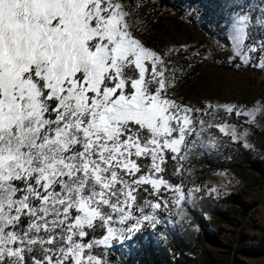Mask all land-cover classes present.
Listing matches in <instances>:
<instances>
[{
    "label": "snow or ice",
    "instance_id": "snow-or-ice-1",
    "mask_svg": "<svg viewBox=\"0 0 264 264\" xmlns=\"http://www.w3.org/2000/svg\"><path fill=\"white\" fill-rule=\"evenodd\" d=\"M243 8L224 30L247 63L264 58V0L255 18ZM131 16L124 0H0V264H112L117 243L147 244L156 213L194 195L162 174L204 109L171 98L181 49H149Z\"/></svg>",
    "mask_w": 264,
    "mask_h": 264
},
{
    "label": "rangeland",
    "instance_id": "rangeland-1",
    "mask_svg": "<svg viewBox=\"0 0 264 264\" xmlns=\"http://www.w3.org/2000/svg\"><path fill=\"white\" fill-rule=\"evenodd\" d=\"M233 1L214 0L209 4L206 0H190L188 4L178 5L174 0L168 7L167 2L161 4L160 0H124L132 11L130 20L138 29L136 35L149 49L161 54L169 48L181 49V54L173 55L169 65L176 70L175 87L169 89V95L179 104L204 109L203 113L196 114L198 121H206L203 129L210 132L215 129L220 134L210 139V146L222 147L228 155L243 149L261 164L260 171L246 164L206 173L198 168L200 172L195 175L198 184L182 187L185 193H194L187 199L198 195L200 199L221 204L219 215H205L210 240L201 238L199 241L198 228L190 230L194 239L196 237L186 252L190 264H264V254L256 249L264 229V114L260 111L264 105V58L258 53H249V62H242L233 55L235 41L230 31L224 30L232 9L247 10L243 8V1H247L255 18L259 15L260 0ZM195 9H200L202 15ZM176 15L174 24L172 20ZM261 34L262 30L255 25L252 36ZM181 46H187V51ZM168 75L171 77V73ZM224 106L254 113L255 119L230 115ZM222 124L229 126V132L234 126L237 132L246 135L234 141L215 127ZM199 128L197 122L196 131ZM231 195L236 197L233 203L221 202ZM166 197L171 200L172 192ZM177 209L175 204H170L156 214L161 221L164 215L171 216Z\"/></svg>",
    "mask_w": 264,
    "mask_h": 264
},
{
    "label": "trees",
    "instance_id": "trees-1",
    "mask_svg": "<svg viewBox=\"0 0 264 264\" xmlns=\"http://www.w3.org/2000/svg\"><path fill=\"white\" fill-rule=\"evenodd\" d=\"M161 4L168 0H160ZM177 4H188L190 0H176ZM227 3L228 0H223ZM239 0H234L238 2ZM245 3V1H243ZM177 15L172 20L174 23ZM175 24V23H174ZM173 56L171 57V59ZM167 59V58H166ZM196 135L190 138V146L185 150L183 160L169 159L166 168L167 171L162 175L173 185H181L183 188L196 186L197 177L195 176L201 168L203 172L216 169H226L246 164L252 170L260 171L261 164L253 160L249 153L239 149L235 154L228 155L222 147H211L210 139L220 137L215 129L206 131L199 128ZM203 142V143H201ZM180 168L179 174H174L175 170ZM164 195L171 193L164 189ZM236 200L234 195L224 199L223 203H233ZM220 203L212 200L200 199L196 195L186 201L172 213L164 215L157 225L156 229L147 230L143 235L148 241H138L131 248L128 244L121 246L119 243L111 250L110 258L112 264H190L191 260L187 257V251L195 243L194 234L190 232L193 227L198 228L197 236L210 240V231L206 223L205 215H219L221 212ZM222 214V213H221ZM256 249L264 254V229L262 236L257 240Z\"/></svg>",
    "mask_w": 264,
    "mask_h": 264
},
{
    "label": "crops",
    "instance_id": "crops-1",
    "mask_svg": "<svg viewBox=\"0 0 264 264\" xmlns=\"http://www.w3.org/2000/svg\"><path fill=\"white\" fill-rule=\"evenodd\" d=\"M246 2H247V1H246ZM246 2H245L244 5H246ZM249 3H250V2H249ZM250 5H251V3H250ZM235 11H236V10L232 9L231 12H230V14H234ZM228 40H229V42H231L230 39H228Z\"/></svg>",
    "mask_w": 264,
    "mask_h": 264
},
{
    "label": "built area",
    "instance_id": "built-area-1",
    "mask_svg": "<svg viewBox=\"0 0 264 264\" xmlns=\"http://www.w3.org/2000/svg\"><path fill=\"white\" fill-rule=\"evenodd\" d=\"M170 2H174V0H170ZM182 4V3H181Z\"/></svg>",
    "mask_w": 264,
    "mask_h": 264
}]
</instances>
